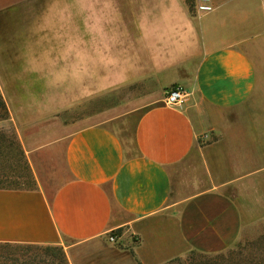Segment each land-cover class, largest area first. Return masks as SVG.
<instances>
[{
	"label": "crops",
	"instance_id": "0c3cea01",
	"mask_svg": "<svg viewBox=\"0 0 264 264\" xmlns=\"http://www.w3.org/2000/svg\"><path fill=\"white\" fill-rule=\"evenodd\" d=\"M35 1L0 0V15ZM213 1L197 17L190 0H98V94L142 86L143 96L73 120L24 96L58 91L0 35V90L36 180L0 189V244L61 246L70 264H169L221 254L262 224V0ZM47 11L60 25L74 9ZM176 85L189 95L167 106Z\"/></svg>",
	"mask_w": 264,
	"mask_h": 264
},
{
	"label": "rangeland",
	"instance_id": "374dc122",
	"mask_svg": "<svg viewBox=\"0 0 264 264\" xmlns=\"http://www.w3.org/2000/svg\"><path fill=\"white\" fill-rule=\"evenodd\" d=\"M28 5H33L31 11L8 12L0 15V35L5 41H12L10 38L15 39L16 44L7 46L8 53L32 55L37 61L32 63L33 70L38 71L40 75L50 76L44 81L40 79L39 86L51 85L58 92L24 96L37 101L47 99L48 109L60 111V115L65 120H73L111 107H120L122 111L133 108L143 96L142 86L121 87L113 92L98 94V0H38ZM54 5L72 6L74 12L70 15L69 23L54 25L48 22L47 9ZM59 16L63 15L59 14ZM19 38L26 39V42L31 39L37 40L38 44L34 45L32 40L33 45L21 46L16 41ZM63 38L66 40L69 38L70 43L68 44V41L63 43L61 40ZM27 64L30 63H20V67ZM64 71L70 72V79L62 76ZM0 131L14 139L13 148L17 155L18 148L20 146L23 148V145L11 114L9 119L0 121ZM208 143L209 141L201 142L202 146ZM258 213H264L262 207ZM259 219L262 220V224L249 231L247 238L241 240V243L248 248L254 249V243L258 246V242L264 236V216ZM111 234L119 236L117 231ZM133 240L136 241L135 238ZM128 242L129 239L124 238L120 244ZM38 251L36 247L30 245L0 244V253L34 254ZM60 261L56 260L55 263L58 264ZM209 262L210 256L192 252L174 264H209Z\"/></svg>",
	"mask_w": 264,
	"mask_h": 264
},
{
	"label": "trees",
	"instance_id": "16d2710c",
	"mask_svg": "<svg viewBox=\"0 0 264 264\" xmlns=\"http://www.w3.org/2000/svg\"><path fill=\"white\" fill-rule=\"evenodd\" d=\"M9 118V107L0 90V121ZM14 144L15 141L11 136H6L0 131V189H33L36 187V180L29 160L20 145L21 148H18L19 152L15 155ZM255 244L257 243H254V249H252L240 241L236 246L221 254L206 256H210L209 264H264V236L261 237L258 246ZM30 246L36 247L39 251L34 254L0 253V264H56V260H61L58 264H69L64 248L61 246ZM180 260L181 258H178L169 264Z\"/></svg>",
	"mask_w": 264,
	"mask_h": 264
},
{
	"label": "built area",
	"instance_id": "2783aa9c",
	"mask_svg": "<svg viewBox=\"0 0 264 264\" xmlns=\"http://www.w3.org/2000/svg\"><path fill=\"white\" fill-rule=\"evenodd\" d=\"M192 9L197 17H203L212 13L215 10V4L213 0H192ZM262 8L264 10V0H262ZM189 91L180 85L172 86L168 89L164 97V104L170 107H175L182 104L188 97ZM117 236L111 234L109 240L116 242Z\"/></svg>",
	"mask_w": 264,
	"mask_h": 264
}]
</instances>
